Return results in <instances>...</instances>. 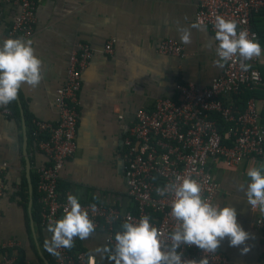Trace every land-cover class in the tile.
<instances>
[{
  "label": "crops",
  "instance_id": "obj_1",
  "mask_svg": "<svg viewBox=\"0 0 264 264\" xmlns=\"http://www.w3.org/2000/svg\"><path fill=\"white\" fill-rule=\"evenodd\" d=\"M197 3L198 0H37L34 32L24 39L32 40L35 54L43 61L44 79L35 89L21 88L18 96L24 104V109L21 104L23 120L20 107L18 116L13 112L5 115L0 108V161L6 164L4 191L0 196V242L8 244L7 248L17 255L23 249L22 261L45 264L39 250L47 261L45 254L52 256L43 247L47 233L42 230L39 236L34 221L35 239L31 231L28 203L30 197L32 201V191L26 176L24 133L32 188L31 175L36 177V168L47 163V158L27 134L24 110L31 123L33 119L56 123L55 90L65 81L69 55L77 42L89 43L93 54L81 74L77 148L61 169L58 192L61 195L70 192L81 202H102L131 209L123 173V139L134 122L135 111L140 107L152 108L160 97L173 98L177 82L205 87L221 71L212 64L216 42L206 26L191 29L190 45L180 40L178 25L188 27L195 22ZM16 11L11 4L1 7L0 44L5 39L20 38L8 33ZM254 24L264 28V10L255 17ZM167 37L183 45V57L157 51L160 41ZM109 38L116 39L111 55L103 52ZM209 42L211 47H206ZM257 42L264 50L263 38ZM262 52L259 69L264 68ZM256 100L263 122L264 101ZM209 165L219 184L214 203L221 208L234 207L238 223L250 233L246 242L249 252L242 254L243 246H229L227 238L220 250L231 264H264L262 235L255 225L261 212L251 210L245 191L238 190V186L246 188L250 182L247 169L261 163L247 159L228 167L215 159ZM79 242L90 264H115L108 258L110 252H97L98 248L111 249L105 244L102 231L95 230Z\"/></svg>",
  "mask_w": 264,
  "mask_h": 264
},
{
  "label": "built area",
  "instance_id": "obj_2",
  "mask_svg": "<svg viewBox=\"0 0 264 264\" xmlns=\"http://www.w3.org/2000/svg\"><path fill=\"white\" fill-rule=\"evenodd\" d=\"M17 8L8 27L10 36L28 38L35 28L37 0H0ZM264 7V0H198L195 22L202 21L215 36L216 16L237 22V31L246 29L250 38L258 40L252 24L253 17ZM115 38L105 41L103 52L113 54ZM157 51L161 54L183 57L184 47L174 38L160 41ZM93 50L89 43L79 41L73 47L63 84L55 90L56 123L33 119L31 136L36 148L47 163L36 168L37 200L41 206V227L47 231L50 221L59 220L68 207L66 192L59 194L58 181L64 163L76 152L77 123L79 119V91L81 74L90 63ZM260 58L247 63L243 71L234 58L228 62L208 86L192 82H177L176 95L160 97L152 108L140 107L135 111L134 122L123 139V173L131 209L102 202L79 201L89 213L95 230L104 233L105 244L114 250L115 234L122 231L126 221L138 223L143 216L158 229L164 242L170 246L168 236L176 226L171 212L170 195L160 196L157 188L173 182L177 176L191 177L202 186V196L214 203L219 184L213 178L210 161L222 160L228 167H235L244 160L264 164V124L255 97L250 96L240 108L235 100L244 88L254 89L263 84L258 67ZM11 115L10 104L0 107ZM6 164L0 161V196L4 191L3 173ZM95 205V208L92 207ZM251 210L252 209L250 204ZM260 229L264 255V213L255 220ZM14 245V243H12ZM0 242V264H15L17 253ZM54 264H90V258L81 248L57 250ZM183 258L199 261L205 254L193 245L178 249ZM209 264H231L220 250L208 254ZM264 261V258H263ZM21 264H29L22 261Z\"/></svg>",
  "mask_w": 264,
  "mask_h": 264
},
{
  "label": "clouds",
  "instance_id": "obj_3",
  "mask_svg": "<svg viewBox=\"0 0 264 264\" xmlns=\"http://www.w3.org/2000/svg\"><path fill=\"white\" fill-rule=\"evenodd\" d=\"M203 27L202 21L193 22L188 27L178 25L180 40L190 45L191 29ZM237 27L234 20L219 15L215 17L214 67L222 69L235 58L240 68L247 71L251 67L247 62L262 55L264 50L260 44L249 37L246 29L238 32ZM32 45L31 39L22 37L5 39L0 44V107L16 101L23 86L35 89L43 81V61L35 54ZM206 47H211V42ZM246 175L250 182L246 188L245 185L238 186V190L245 191L252 209L264 213V164L250 167ZM156 191L160 196L172 197L169 215L176 221V226L168 236L170 246L150 223V217L143 216L138 223L129 222V218L122 224V231L115 234L114 250L98 248L97 252H110L108 258L115 264H209L208 254L216 253L226 238L229 246H243L242 254L250 251L246 244L250 233L238 223L236 209L231 206L221 208L218 203L209 202L202 196L203 189L197 180L177 176ZM67 204L63 217L48 223L47 231L51 236L43 244L47 252L57 256L58 249H70L76 238L85 240L95 231V224L88 211L82 208L78 196L69 194ZM184 245H195L205 255L199 261L184 259L183 252L178 251Z\"/></svg>",
  "mask_w": 264,
  "mask_h": 264
},
{
  "label": "trees",
  "instance_id": "obj_4",
  "mask_svg": "<svg viewBox=\"0 0 264 264\" xmlns=\"http://www.w3.org/2000/svg\"><path fill=\"white\" fill-rule=\"evenodd\" d=\"M262 10H264V7L260 10V12ZM258 14H256L253 17L252 24H253L254 29L258 32V40H259V38H263V41H264V28L260 29V28L256 27V25L254 24V19H255V17H257ZM260 70H261L263 82H264V68H260ZM250 96H254L257 99L264 101V84L262 86L255 88V89L244 88L242 90L241 94L236 98V100H237L236 103L242 107V105L245 103V100ZM21 104H22V107L24 109V104L23 103H21ZM10 107H11L12 112L18 116L19 105L17 103V100L10 103ZM24 116H25V123H26L27 128H28L27 134L30 136L31 130L33 128V124L29 121L28 114L26 113L25 110H24ZM31 177H32V181H33L31 215H32L33 221L36 223V226H37V229L39 232V236H40L43 228L41 227V206H40L39 202L37 201V192H36L37 175H36V177H34V175L32 174ZM79 244H80L79 238H76L74 241V246L71 249L80 248ZM24 256H25L24 250L19 249V253L16 257L15 264H21L22 260L24 259ZM45 256L47 257L50 264H54V260H53L52 256H50L49 254H45Z\"/></svg>",
  "mask_w": 264,
  "mask_h": 264
},
{
  "label": "water",
  "instance_id": "obj_5",
  "mask_svg": "<svg viewBox=\"0 0 264 264\" xmlns=\"http://www.w3.org/2000/svg\"><path fill=\"white\" fill-rule=\"evenodd\" d=\"M17 103H18V105L20 107L21 116H22V120H23V114H22V108H21V103H20L19 96L17 98ZM263 122H264V112H263ZM24 127H25V125H24V122H23V128ZM26 147H27V135H26V133H24V135H23V153H24V157H25V161H26V176H27L29 191L31 193V191H32V183H31L30 172H29L30 171V162H29V158H28V155H27ZM31 205H32V201H31V197H30L29 203H28V211H29V215H30L31 231H32L34 239H35L36 235H35L33 219H32V216H31ZM39 253H40L42 259L44 260L45 264H49L48 261L46 260V258L42 255L40 250H39Z\"/></svg>",
  "mask_w": 264,
  "mask_h": 264
},
{
  "label": "rangeland",
  "instance_id": "obj_6",
  "mask_svg": "<svg viewBox=\"0 0 264 264\" xmlns=\"http://www.w3.org/2000/svg\"><path fill=\"white\" fill-rule=\"evenodd\" d=\"M260 59H262L263 58V52H262V55L259 57Z\"/></svg>",
  "mask_w": 264,
  "mask_h": 264
}]
</instances>
